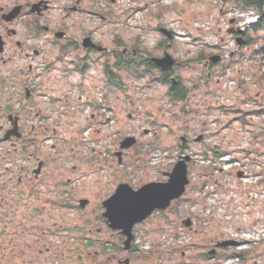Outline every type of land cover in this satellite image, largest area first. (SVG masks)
Instances as JSON below:
<instances>
[{
    "label": "rangeland",
    "instance_id": "rangeland-1",
    "mask_svg": "<svg viewBox=\"0 0 264 264\" xmlns=\"http://www.w3.org/2000/svg\"><path fill=\"white\" fill-rule=\"evenodd\" d=\"M123 2L128 8L139 5ZM150 7L148 12L136 14L135 21L123 19L116 32L130 42L141 37L156 56L154 45L165 38L159 25L173 30L176 41L170 54L177 61L174 77L188 90L186 100H173L159 72L145 70L144 55L141 61L131 59L136 63L131 70H120L116 85L110 84L102 71L95 74L100 80L96 79L89 92L101 102L99 111L80 101L82 91L83 100L88 91L82 90L81 81L90 87L89 78L75 72L65 74L67 166L70 170L73 165L79 167L76 173L69 171L68 177L79 179L85 173L87 177L70 186L75 192L68 207L51 211V216L32 221L28 216L33 209L31 201L22 198V205L17 201L16 208L22 213L7 225L10 235L6 234V239L15 241L12 245L21 242L15 250L20 257L13 255L14 247L7 248L8 259L0 264H117L113 257L126 259L127 253H117L112 247L121 244L120 238L98 220L104 212L103 202L121 183L143 186L167 181L165 174L180 156L187 155L193 158L188 166L191 183L187 191L172 208L154 214L136 228L142 255L132 258L131 264H215L240 251L250 253L242 264H264L263 188H258L260 196L256 197L254 189L245 187L235 172L216 171L210 164L216 159L215 152H225L248 164V173L257 176L264 163V54L260 52L264 29H252L260 15L237 0H154ZM233 19L238 23L235 34L230 30ZM111 31V26H102L107 42ZM216 56L219 60L214 63L211 58ZM105 60L103 57L101 65ZM201 134L205 136L199 142L196 138ZM128 137H134L135 144L121 149L120 141ZM185 137L191 142L182 149ZM86 146L102 152L95 174L83 161L89 153ZM119 148L127 151L123 160L109 158L107 151L113 155ZM260 173L264 174V167ZM205 184L208 188L201 192ZM11 198L16 200L14 195ZM186 221L191 224L186 226ZM34 223L53 231L44 242L51 248L49 253L39 255L41 248L46 250L36 242L35 234L26 239L22 235L21 241L13 236L14 227L29 231ZM227 229L241 238L261 241L244 249L217 248L218 242L229 239ZM30 243L36 244L35 248H28ZM213 247L216 255L204 258Z\"/></svg>",
    "mask_w": 264,
    "mask_h": 264
},
{
    "label": "flooded vegetation",
    "instance_id": "flooded-vegetation-1",
    "mask_svg": "<svg viewBox=\"0 0 264 264\" xmlns=\"http://www.w3.org/2000/svg\"><path fill=\"white\" fill-rule=\"evenodd\" d=\"M128 1L139 5L124 7L123 0H0V260L2 261L8 259L9 255L5 252L7 248L14 247L13 255L19 256L15 250L21 242L12 245L15 241H7L6 234L10 235V233L6 230L7 225L15 223L13 220L22 213L21 209L16 208L17 203L22 205V198H28L33 204V209L28 215L32 221L40 217H48L51 216V211L64 210L68 207V202L75 192L70 186L81 183L87 177L86 173L79 179L68 177L69 171L76 173L79 167L73 165L70 170L67 166L69 156L68 148L65 151V101L69 100L65 95V74L75 72L84 79L89 78L90 87H85V83L81 81L82 90L88 91L84 100L85 93L82 91L80 101L93 107L95 111L101 108V102L98 101L95 93L92 95L89 92L90 89L95 88L94 82L100 80V76L96 77L95 74L102 71L104 78L109 80L108 74L112 73L111 76L117 79L120 70L129 71L133 68V66L119 65L125 60L141 61V57L147 56L143 61L145 70L155 69L161 77H168L171 83H161L167 85L170 90L172 85L178 82L174 77L175 66L167 73L154 61L164 58L167 54L171 55L170 51L176 41L173 30L163 27L162 24L159 25L158 30L165 38L154 45V49L157 50L156 56L145 46L141 37L130 42L117 34L116 26L123 19L126 18L128 22L135 21V15L148 12L151 8L150 3L154 2V0ZM175 1L172 0V3ZM103 25L111 26L114 30L111 31L108 42L101 33ZM237 28V19H233L230 29L232 34H235ZM164 30L169 31L170 34H165ZM103 57L106 60L101 65ZM89 74L93 75L89 76ZM92 116L95 118L94 113ZM204 136L205 134H201L196 140L200 142ZM123 142L120 141L121 149ZM190 142L189 138H183L181 148L186 149ZM120 148L113 151V155L109 149L107 151L110 154L109 158L122 161L127 151H122ZM85 149L89 153L83 161L87 164V168L93 171L91 174H95L96 165L101 162L102 152L90 146H86ZM132 187L137 190L142 186ZM11 195H14L16 200H13ZM81 201L84 200L80 199ZM176 201H173L167 210L172 208ZM105 211L104 208L98 220L101 218L113 231V235L120 238L121 243L119 246H111L118 251L117 253L124 251L128 255L126 259L113 257L112 261L116 260L117 264H131L132 258L142 255L136 228L149 221L154 214H162L166 210H156L146 220L137 223L133 228V238L128 248L127 236L108 225L103 216ZM19 223L22 226L21 217ZM14 229L12 234L19 238L17 241H21L22 235L24 239L32 234L36 235V242L43 244L46 250L42 252L41 248L39 255L51 251V248L44 243L49 234H53V231H49L47 227L42 228L34 223L29 231L23 229L21 232L15 227ZM35 246L36 244L30 243L27 247L35 248ZM214 248L212 251H217Z\"/></svg>",
    "mask_w": 264,
    "mask_h": 264
},
{
    "label": "water",
    "instance_id": "water-1",
    "mask_svg": "<svg viewBox=\"0 0 264 264\" xmlns=\"http://www.w3.org/2000/svg\"><path fill=\"white\" fill-rule=\"evenodd\" d=\"M165 34H170L164 30ZM238 33L243 35L242 30ZM238 44H242L241 38L238 39ZM219 57L211 58V61L216 63ZM154 61L169 73L177 64L175 58L167 54L162 59H154ZM136 142L134 137L127 138L122 143V148H128ZM192 157L182 156L179 162L176 163L171 172L166 173L168 178L165 182H151L139 189H134L127 183L120 184L116 192L106 201L103 202L105 208L104 218L108 225L118 231H122L127 236L126 247L133 238V228L137 223H141L153 214L156 210H167L171 203L181 198L186 192L187 186L190 184L188 166ZM239 176H242L240 173ZM186 226L191 224L190 221L184 222ZM237 242L222 241L217 244L218 247L236 246ZM216 251H211L210 255H215Z\"/></svg>",
    "mask_w": 264,
    "mask_h": 264
},
{
    "label": "built area",
    "instance_id": "built-area-1",
    "mask_svg": "<svg viewBox=\"0 0 264 264\" xmlns=\"http://www.w3.org/2000/svg\"><path fill=\"white\" fill-rule=\"evenodd\" d=\"M249 22H253L252 20H248ZM250 25V24H248ZM210 164H212L213 168L216 169V171H220V172H228L229 174H231V172H235L237 179L242 180L243 181V185H245V187L249 186L251 187L250 189H254V193L256 195V197L260 196L259 192L257 191L258 188H263L264 190V174H261V170L263 169V165L264 163H262L261 165V170L258 171V175L254 176L253 174H249L248 173V164H245L242 162V160L236 159L235 157L232 158L229 154H226L225 156L220 157L219 159L216 160H212L210 161ZM263 166V167H262ZM234 170V171H233ZM238 173H242L241 177H238ZM208 188L207 185H204L203 187H201V192H204L206 189ZM212 195V193L210 194ZM232 219V217H230ZM226 233H228L229 239L227 240H233L236 241L238 243V245L234 248V249H244L250 246H254V245H258L259 242L263 239H246L245 237H242L238 234H234V232L231 229H227ZM176 237H179V235H177ZM181 243H184L181 242ZM244 252V251H243ZM242 251L240 252H234L232 253L230 256H226V258H223L219 261H217L215 264H242V262H245L242 260L241 256L239 254H241Z\"/></svg>",
    "mask_w": 264,
    "mask_h": 264
},
{
    "label": "trees",
    "instance_id": "trees-1",
    "mask_svg": "<svg viewBox=\"0 0 264 264\" xmlns=\"http://www.w3.org/2000/svg\"><path fill=\"white\" fill-rule=\"evenodd\" d=\"M223 1H228V0H223ZM238 3L243 7V8H253L255 10L258 11L259 15H260V21L256 22L253 24L252 29L254 31H260L264 29V0H237ZM248 38V35H246ZM250 40L247 39V43H249ZM260 52H262L264 54V47H262V49L260 50ZM136 65V63H131V60H125V62H120L119 65H128V66H133ZM113 75L112 73H109L108 76L109 78V83L112 85H116V83L118 84V77L117 79ZM161 82L163 83H171L170 80L168 79V77H161ZM118 86V85H117ZM171 96L173 97V100L175 101H183L186 100L187 96H188V90L183 86V84L181 82H177V84H173L172 85V89H171ZM262 114H264V110L261 111ZM242 120L243 117H241ZM264 129V128H263ZM264 133V130H263ZM226 154L225 152H215L214 156L216 158L222 156ZM250 254L249 252H245L242 254V257L247 258V255ZM204 258H209L208 255H204Z\"/></svg>",
    "mask_w": 264,
    "mask_h": 264
}]
</instances>
